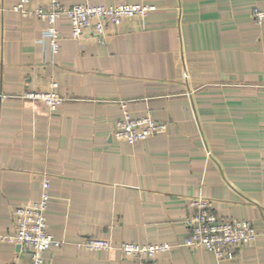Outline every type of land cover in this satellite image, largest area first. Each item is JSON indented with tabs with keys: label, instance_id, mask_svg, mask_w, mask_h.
I'll use <instances>...</instances> for the list:
<instances>
[{
	"label": "crops",
	"instance_id": "1",
	"mask_svg": "<svg viewBox=\"0 0 264 264\" xmlns=\"http://www.w3.org/2000/svg\"><path fill=\"white\" fill-rule=\"evenodd\" d=\"M17 2L0 0V264L32 263L3 236L47 178V229L64 243L43 264H264V22L252 15L264 0H62L154 8L108 24L103 41L73 39L61 17L56 53L42 41L48 21L22 16ZM53 81L66 98L54 113L24 98ZM119 100L166 131L135 144L115 137ZM197 196L220 217L251 221L257 239L222 260L184 246ZM88 237L172 247L142 262L77 248Z\"/></svg>",
	"mask_w": 264,
	"mask_h": 264
},
{
	"label": "built area",
	"instance_id": "2",
	"mask_svg": "<svg viewBox=\"0 0 264 264\" xmlns=\"http://www.w3.org/2000/svg\"><path fill=\"white\" fill-rule=\"evenodd\" d=\"M30 0H18L13 10L22 16H36L46 19L42 41L49 42L54 53L59 50L61 39L56 24L59 18L66 17L71 26V37L94 36L103 41L107 35L108 24H121L130 18H144L154 6L134 4L93 5L74 4L66 6L62 0H50L48 7L29 8ZM254 20L264 22V6H256L252 10ZM8 95L0 92V106ZM26 99L41 101L50 113H54L64 103L65 97L59 91V83L53 81L46 91H30L24 95ZM123 109V117L117 122L114 135L130 144L166 131L164 122H157L150 113L142 117H132L127 110L128 100H119ZM50 181L45 179L39 199L14 209L15 232L3 236V240L19 245L31 252V264H43V254L53 247L61 246L64 241L57 239L47 229V209L50 200ZM191 212L186 219L189 235L183 242L184 246H198L211 250L218 260L233 258V249L243 244H251L257 239L253 223L245 219L225 218L213 211L212 202L204 196L190 200ZM77 248L90 252L119 249L126 257L146 262L156 255L170 251L168 243L138 244L121 242L115 244L111 238L88 237L76 243Z\"/></svg>",
	"mask_w": 264,
	"mask_h": 264
}]
</instances>
